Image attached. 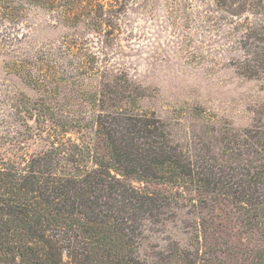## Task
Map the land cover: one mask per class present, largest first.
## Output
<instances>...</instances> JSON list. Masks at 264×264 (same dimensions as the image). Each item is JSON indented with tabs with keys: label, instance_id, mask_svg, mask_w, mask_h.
I'll use <instances>...</instances> for the list:
<instances>
[{
	"label": "trees",
	"instance_id": "trees-1",
	"mask_svg": "<svg viewBox=\"0 0 264 264\" xmlns=\"http://www.w3.org/2000/svg\"><path fill=\"white\" fill-rule=\"evenodd\" d=\"M126 1L0 0V68L32 93L0 80V140L20 145L34 120L50 144L20 164L0 160V264H228L227 242H207L206 215L219 200L264 239V102L217 154H190L155 115L122 107V79L102 62ZM162 1L171 16L193 15L239 74L264 85V0ZM44 13L66 30L37 45L28 31ZM73 130L100 146L67 136ZM186 193L195 195L187 243L163 236L165 246L140 254L148 234L178 218ZM252 255L264 264V246Z\"/></svg>",
	"mask_w": 264,
	"mask_h": 264
},
{
	"label": "rangeland",
	"instance_id": "rangeland-1",
	"mask_svg": "<svg viewBox=\"0 0 264 264\" xmlns=\"http://www.w3.org/2000/svg\"><path fill=\"white\" fill-rule=\"evenodd\" d=\"M126 2L128 5L118 13L120 30L114 31L107 49L108 53L113 51L112 57H108L107 63L102 62L117 69L114 73L122 79L119 104L134 112L155 115L171 141L190 154L219 153L226 135L253 123L255 111L264 102L261 80L239 74L228 62V53L218 44L214 33L195 28L193 15L190 22L182 15L171 16L162 0H153L146 7L140 5L141 0ZM35 21L28 33L37 45L59 38L66 30L47 13L35 16ZM0 80L32 95L16 76L1 68ZM28 122L31 135L20 145L0 140V160L20 164L24 158L49 147L46 132L37 130L34 120ZM67 136L100 146L87 130H73ZM130 182L142 190L175 191L162 184ZM183 196L178 202V218L165 223L163 234H148L140 254L151 252L155 245L165 246L163 236L172 238L179 246L187 243L189 233L183 228L188 226L187 231L192 230L189 226L194 224L195 215L188 211L195 210L190 200L195 195ZM206 216L212 222L207 242H227L228 264H253V252L264 246L258 231L243 225L234 208L224 200L210 207Z\"/></svg>",
	"mask_w": 264,
	"mask_h": 264
}]
</instances>
